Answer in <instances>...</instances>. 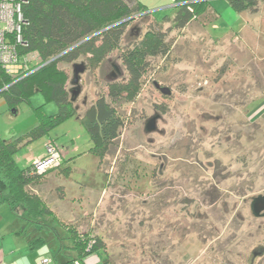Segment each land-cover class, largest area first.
I'll list each match as a JSON object with an SVG mask.
<instances>
[{"label":"rangeland","instance_id":"374dc122","mask_svg":"<svg viewBox=\"0 0 264 264\" xmlns=\"http://www.w3.org/2000/svg\"><path fill=\"white\" fill-rule=\"evenodd\" d=\"M141 1L151 15L121 20L127 23L119 46L80 74L78 115L115 78L112 64L121 72L115 81L127 77L120 55L150 26L167 32L168 53L149 58L137 95L117 106L125 124L104 158L89 151L77 115L31 141L35 154L45 155L48 139L67 153L68 175L52 168L42 196L60 222L101 239L103 264H264V216L250 205L264 196V12L256 15L262 26L254 34L227 0H210L217 18L207 7L184 28L168 31L170 23L154 18L170 13L174 0ZM81 59L86 62H76ZM58 67L67 88L75 87L71 64ZM33 105L57 109L40 91L14 114L0 99V137L25 134L36 120ZM155 115V128L146 130ZM24 153L26 147L15 154L20 167ZM38 252L52 254L47 246Z\"/></svg>","mask_w":264,"mask_h":264},{"label":"trees","instance_id":"16d2710c","mask_svg":"<svg viewBox=\"0 0 264 264\" xmlns=\"http://www.w3.org/2000/svg\"><path fill=\"white\" fill-rule=\"evenodd\" d=\"M227 1L238 13H255L264 2ZM207 7L210 0H174L170 13L154 19L170 23L168 31L182 29ZM22 13L25 23L21 35L25 45L18 47L19 53L37 52L41 65L21 78L9 76L0 66V97L15 111L19 102L40 91L54 101L57 109L48 114L42 106L35 107L37 124L33 128L14 140L0 138V203H6L19 218L16 228L27 233L32 248L46 245L54 250L50 259L55 264H75V261L103 264L107 262V254L102 249L101 239L60 222L44 198L30 189V184L44 174L34 173L32 164L20 167L15 154L23 145L48 133L53 125L77 115L89 134L92 144L89 151L99 159L104 158L110 147L115 146L125 124L117 106L135 98L149 58L168 53L167 32L150 26L144 37L128 45L131 47H126L120 55L127 77L120 82H109L106 91L99 93L78 115V99L74 100L71 92L75 87L67 88L66 72L58 64H71L72 68L76 60L83 57L86 62L81 59L79 63L86 69L96 67L119 46L127 23L121 20L135 13L151 15V12L141 0H26ZM64 162L56 168L68 175L70 168L64 166ZM98 252L105 256L93 263L86 261L88 257H98Z\"/></svg>","mask_w":264,"mask_h":264},{"label":"built area","instance_id":"2783aa9c","mask_svg":"<svg viewBox=\"0 0 264 264\" xmlns=\"http://www.w3.org/2000/svg\"><path fill=\"white\" fill-rule=\"evenodd\" d=\"M26 0H0V66L11 77L21 78L41 65L37 52L20 54L18 47L24 46L21 28L25 23L22 6ZM45 155L32 161L34 173L42 174L56 168L62 161L63 153L48 139ZM40 264H55L48 257L42 258ZM75 264L78 262L75 261Z\"/></svg>","mask_w":264,"mask_h":264},{"label":"crops","instance_id":"0c3cea01","mask_svg":"<svg viewBox=\"0 0 264 264\" xmlns=\"http://www.w3.org/2000/svg\"><path fill=\"white\" fill-rule=\"evenodd\" d=\"M173 5H174V3H173ZM210 9L214 13L215 17L217 18L218 14H217L216 10H213L211 7H210ZM263 12H264V2L260 3L257 12H255V13L241 12V15H239V16L242 17L243 19H245V23L247 26H244V27L249 28V30H252V32L254 34H256V33H258V31L260 32V29H261L260 27L262 26V23H261L262 17H260V16L257 17L256 15L258 13L263 14ZM254 16H256V17H254ZM0 99H1V101H4L3 98L0 97ZM37 106H39V105H36L33 108H35ZM11 112L14 114V113H16V110L15 111L12 110ZM46 113H48V112H46ZM48 114H52V113L49 112ZM36 124H37V120L33 119V121L31 122V125L29 126V129L24 128V131H21V132L26 133V131H29ZM22 135H24V134L23 133L21 135H18V134L13 135L12 134V135H10L9 138H7L5 140H14L17 137H20ZM0 138H2V137H0ZM2 139H4V138H2ZM31 144H32V142L22 146V147H26V151H27V153H24L22 155V158H21V162H24V164H25L24 166H27L35 158L37 159V158H39V156L40 157L43 156V155L35 154L32 151L33 146ZM62 153H63V160L62 161L64 162L66 159L67 153L64 151H62ZM24 166H21V167H24ZM57 171H58V169H57ZM51 173H55V170L48 171L47 174H44L42 176L43 177L42 183L39 184V187L33 188V191L39 193L42 196L43 193L46 191L45 188H46V185L48 184L47 181L44 182V180L47 177V175H50ZM40 185H41V187H40ZM19 221H20L19 218H17L14 215V213L10 210L9 206L6 203H0V264H40V261L42 260V258L48 257V256H45L46 254H41L38 252V248H40L41 246L38 248H32L31 247L30 239H29L30 237L27 236V233L24 230L18 231L16 228V224H19ZM42 246H46V245H42ZM51 250H52V254L49 258L52 259L54 250L49 248V251H51Z\"/></svg>","mask_w":264,"mask_h":264},{"label":"flooded vegetation","instance_id":"af4514ba","mask_svg":"<svg viewBox=\"0 0 264 264\" xmlns=\"http://www.w3.org/2000/svg\"><path fill=\"white\" fill-rule=\"evenodd\" d=\"M135 31V30H134ZM133 31V32H134ZM112 66H113V68H115V70H116V72L118 73V71H120L119 70V68H118V66L117 65H115V64H112ZM87 69L85 68V70L84 71H86ZM117 73H115V72H112L111 73V75L113 74V75H115L114 77L115 78H113L111 81H115L116 79H117V77L119 76ZM80 78V77H79ZM74 85V84H73ZM79 88V91H80V84H79V82H77V84L75 85V88ZM155 87V86H154ZM156 88V87H155ZM157 89V88H156ZM74 90V89H73ZM73 90H71V92H72V94H73ZM78 97H79V94H77L76 96L75 95H73V99L75 100H77L78 99ZM155 118H157V116L155 115L154 117H149L146 121H145V128H146V130H149V129H152V128H155ZM250 205H251V209H252V211H253V213L256 215V216H264V200H255V198H253L252 200H251V203H250Z\"/></svg>","mask_w":264,"mask_h":264},{"label":"water","instance_id":"95a60500","mask_svg":"<svg viewBox=\"0 0 264 264\" xmlns=\"http://www.w3.org/2000/svg\"><path fill=\"white\" fill-rule=\"evenodd\" d=\"M73 69V78H72V83H74V86L77 84L80 74L84 72L85 66L83 63H74L72 66ZM154 86L164 95H169L170 94V88L167 86H161L159 83L154 81ZM79 93V88H75L73 90V95H77ZM255 200H264V196H258L255 197Z\"/></svg>","mask_w":264,"mask_h":264}]
</instances>
